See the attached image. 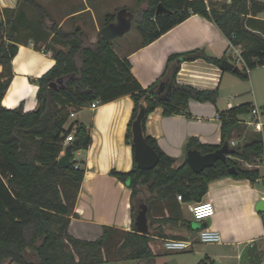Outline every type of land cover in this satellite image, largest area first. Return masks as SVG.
Segmentation results:
<instances>
[{
  "label": "trees",
  "instance_id": "16d2710c",
  "mask_svg": "<svg viewBox=\"0 0 264 264\" xmlns=\"http://www.w3.org/2000/svg\"><path fill=\"white\" fill-rule=\"evenodd\" d=\"M135 1L144 5L136 18L142 45L156 40L192 14H200L213 21L232 45L242 47L244 66L236 75L248 79L250 71L264 65V21L255 18L264 11L263 1L231 0L219 7L205 0ZM161 2L169 13H156ZM20 3L29 4L37 12L40 25L68 47L47 46L56 63L45 74L33 79L39 86L38 104L34 110L25 111L23 102L15 108L5 107L3 98L14 77L12 62L20 43L17 32L28 21V15L18 13V8L0 9V264L7 261L18 264H103L108 261L107 247L116 251L114 260L156 264L150 242L156 236H170L154 225L158 222L178 223L182 219L177 215L153 217L151 207L155 201L173 202L178 200L179 194L184 202L200 201L212 180L232 176L249 179L254 184L261 178L257 166L249 168L241 161L252 162L257 158L264 161V128L244 134L240 145H231L234 131L243 134L244 123L240 115L251 111V103L219 112L222 135L219 145L202 143L197 137L187 139L186 154L191 149L203 154L215 152L228 144L230 157L200 173H195L186 159L176 166L177 159L164 152L157 140L146 134L148 115L159 106L164 108L165 115L190 116V99L216 103L218 90L180 84L176 76L183 61L202 57L221 66L225 57L209 56L202 48L170 54L161 76L144 87L133 74L130 60L117 53L116 40L109 44L99 33L98 39L91 42L81 28L65 31L59 27L36 0H20ZM114 18L115 13L106 14L103 26ZM52 82L56 87L50 86ZM161 83H164L163 90H160ZM124 95H130L134 101L127 142L132 145V124L144 103L143 130L160 160L153 168L142 169L137 165L133 148L132 169L111 172L132 189V230L104 226L101 242L83 240L70 233L69 225L85 169L76 167L74 160L69 167H63L59 157L70 133L78 139L74 150L88 148L92 137L89 130L76 121L68 128L65 125L72 109H81L95 101L107 103ZM141 204L148 206L149 234L136 230L135 220ZM262 215L264 217V212Z\"/></svg>",
  "mask_w": 264,
  "mask_h": 264
},
{
  "label": "crops",
  "instance_id": "0c3cea01",
  "mask_svg": "<svg viewBox=\"0 0 264 264\" xmlns=\"http://www.w3.org/2000/svg\"><path fill=\"white\" fill-rule=\"evenodd\" d=\"M205 1L219 7L231 0ZM260 1L264 2V0ZM21 6L20 0H0L1 10L18 8V13L25 12L28 15L26 9H22ZM62 11L58 14L59 27L74 24L76 29L77 27L86 29L93 19L100 32L96 12L87 0H71L66 11L64 9ZM255 18L264 21V11ZM34 27L32 35L19 39L18 53L12 62L14 77L3 98L5 107L15 108L23 102L25 111L34 110L38 104L39 86L33 82V79L45 74L56 63L52 51L48 50L47 46L53 44L60 48L68 47L67 43L55 39L53 33L44 26ZM90 40L95 42L94 38ZM21 48L25 49L21 61L26 64L29 71L23 76L27 78L33 91L19 97L13 105L9 106L5 101L19 75L14 61ZM197 48L204 49L209 56L225 57L240 68H242L240 65L244 66L241 57L242 47L232 45L213 21L200 14H192L151 43L139 44L121 56L130 60L133 74L144 87H147L161 76L170 54ZM45 65H49V68L41 72ZM176 79L180 84L219 92L216 103L190 99V116L165 115L162 106L148 115L146 134L154 137L164 152L177 159L176 166L181 165L186 159L185 144L189 137H197L202 143L207 144L221 143L220 111L244 103H251L252 106L261 108L264 106V97L259 99L254 89L258 81L263 82L264 88V65L250 71L247 79L249 94L234 91L226 96L227 92H231L232 84L239 83L242 78L236 75V72L224 70L221 66L202 57L183 61ZM133 108L134 101L131 96L124 95L107 103H98L96 107L89 105L81 109H72L75 115L70 116L65 125V128H68L72 122L76 121L77 124L84 125L92 137L88 148L74 150L71 159V162L72 160L76 162L75 166L85 169L70 216L69 231L77 238L99 240L103 235L104 226H113L127 231L133 228L132 189L111 173L112 170L127 172L133 167V146L127 142L128 124ZM240 119L244 123V130L242 135L239 131L233 132L231 140L235 141V145H240L244 137L245 125H249V121H245L242 115ZM76 153L80 155V158H75ZM260 165L264 166L263 160ZM260 165L257 164V167L259 168ZM260 171L261 178L254 184L249 179H238L232 176L218 178L209 183L208 192L204 198L213 202L215 214L208 218L210 221L206 222L204 227L217 231L221 236V240L216 243L220 248L219 258L218 256L209 257L211 260L219 259L224 264H264V217L262 212L256 209L258 201L264 199V170L260 169ZM260 185L263 186L259 188ZM193 202L195 201H155L151 207L155 218L177 215L182 219L178 223L158 222L154 227L161 228L164 234L170 236L166 238L180 237L177 239L192 240L194 244L185 251L192 250L196 243L201 242L198 236L199 230L203 228H199L201 221L195 220L192 213L186 216L183 210L184 204L189 205ZM166 238L156 236L150 242L156 255V264H158V257L164 253L163 242ZM126 261L138 264L137 260H121L119 263ZM14 263L7 261L3 264Z\"/></svg>",
  "mask_w": 264,
  "mask_h": 264
},
{
  "label": "rangeland",
  "instance_id": "374dc122",
  "mask_svg": "<svg viewBox=\"0 0 264 264\" xmlns=\"http://www.w3.org/2000/svg\"><path fill=\"white\" fill-rule=\"evenodd\" d=\"M36 1L45 7L51 19L59 23L58 14L60 12H63L62 11L63 9L66 11V7L69 6V2L71 0H36ZM87 2L93 6L96 12V17L98 19L99 28L103 26L105 22L106 14H114L115 12H117L118 10L122 8H127L129 11H131L133 14L137 16L140 10L144 7V5H141V6L138 5L135 0H87ZM64 6L66 7L63 8ZM21 8L26 9V11L28 12V21L22 24V27L17 32V35H19L20 37H29L30 35H32V30L35 29L34 26L36 25L41 26L40 25L41 23H40L37 12L29 4L22 3ZM70 9L72 8L70 7ZM74 28H75L74 24L67 25V27L66 26L63 27L65 31H71ZM81 29H83V31L86 33L89 40L91 38H94L95 41L98 39L100 32H99V29L97 30V26L94 24L93 19L92 21H90V24L87 26L86 29H84V27H81ZM116 41H117L116 51L120 56L124 55L130 49L142 43V38L140 37L137 31L136 20L133 21L131 30L127 32L124 36L117 38ZM240 66L243 67V65H240ZM254 89L256 90L257 96L259 97V99H262L264 97L263 82L258 81L255 84ZM234 91L249 94L250 88L248 85V80L241 79L239 83L236 82L232 84L231 92H227L226 96L229 94H232ZM247 97H250V96L247 95ZM242 117L247 122L251 121L253 118L250 112L242 114ZM252 131H253L252 125H247V126L245 125L244 134H248ZM242 142H243V139L240 141V144ZM75 158H80V155L76 153ZM261 162H262L261 158H257L255 161H252V162L241 161L243 166H246L249 168L255 167L257 166V164L260 165ZM259 168L264 170L263 165H260ZM262 186L263 185H260L259 188H261ZM190 205L191 204L183 205V210L186 216H190L191 214ZM209 221L210 219L201 221L200 222L201 225L199 226V228L204 227V225L207 224L206 222H209ZM193 229H196V228H193ZM219 249L220 248L217 247L216 243H203V242L196 243L194 245V248L189 251L172 252V251H168L165 249L163 251L164 253H162L158 257L157 263L158 264H200L201 262H203L202 264H224L222 260L220 261L219 259H217L213 261L209 258V257H217L220 252ZM106 253H107L108 261L105 262L104 264H134V262L132 263V261H126L123 263H119L120 262L119 260H114L113 256L116 254V251L114 249L111 250L110 247H107ZM14 264H18V263H14Z\"/></svg>",
  "mask_w": 264,
  "mask_h": 264
},
{
  "label": "water",
  "instance_id": "95a60500",
  "mask_svg": "<svg viewBox=\"0 0 264 264\" xmlns=\"http://www.w3.org/2000/svg\"><path fill=\"white\" fill-rule=\"evenodd\" d=\"M170 10L161 2L158 4L156 13H169ZM135 14L129 11L127 8H122L116 19L100 28V34L109 43L113 44L115 39L124 36L132 28ZM79 29V27H77ZM221 67L224 70H231L233 72H239L241 68L235 65L228 59H223ZM51 87H56V83L52 82ZM164 89V83H161L160 90ZM146 114V106L141 103L140 109L136 119L132 124V146L134 148V155L138 167L142 169L153 168L160 160L159 154L148 142L147 137L143 130V120ZM78 139H75L72 143L68 144L64 150V154L59 157V163L63 167H69L73 155V146L77 145ZM228 144H225L215 152L203 154L197 149H191L187 151L186 160L192 170L195 173H200L206 167L213 166L219 160H226L228 154ZM256 209L260 212H264V199L258 201ZM148 206L141 204L140 210L136 216L135 226L136 230L140 233L149 234L151 232L148 220ZM101 242L102 239H99Z\"/></svg>",
  "mask_w": 264,
  "mask_h": 264
},
{
  "label": "built area",
  "instance_id": "2783aa9c",
  "mask_svg": "<svg viewBox=\"0 0 264 264\" xmlns=\"http://www.w3.org/2000/svg\"><path fill=\"white\" fill-rule=\"evenodd\" d=\"M98 101L93 102L91 105L96 107L98 105ZM251 114L253 116L252 120L249 121V125L253 126V130L262 131L264 128V109L259 106H252ZM75 113L72 112L71 116H74ZM75 140L74 133H70L65 141L63 142V151L61 153L64 154V150L66 146L72 143ZM235 141L231 140V145H235ZM74 153V151H73ZM230 155H227L229 158ZM77 167V165H76ZM178 200L183 201L182 195L177 196ZM190 211L197 221H204L208 218H211L215 214V206L212 201L203 198L200 201H195L190 205ZM198 236L201 242L203 243H217L221 240L220 234L212 230L210 228H201L198 232ZM194 242L190 239H177V238H166L163 242V246L166 250L172 252L185 251L192 246Z\"/></svg>",
  "mask_w": 264,
  "mask_h": 264
},
{
  "label": "bare ground",
  "instance_id": "6f19581e",
  "mask_svg": "<svg viewBox=\"0 0 264 264\" xmlns=\"http://www.w3.org/2000/svg\"><path fill=\"white\" fill-rule=\"evenodd\" d=\"M24 48H21L20 53L16 57L14 61L15 69L17 73L19 74L15 82L13 83L7 99H6V104L11 106L14 104V101L18 99L19 97L25 96L27 93L32 92L33 89L30 87V85L27 82V78H25L26 73H29L26 64H23L21 61L22 54L24 53ZM49 68V65H45L42 67L40 70L41 72H45Z\"/></svg>",
  "mask_w": 264,
  "mask_h": 264
},
{
  "label": "flooded vegetation",
  "instance_id": "af4514ba",
  "mask_svg": "<svg viewBox=\"0 0 264 264\" xmlns=\"http://www.w3.org/2000/svg\"><path fill=\"white\" fill-rule=\"evenodd\" d=\"M120 10H121V9H120ZM120 10H118L117 12H115V18H114V20L116 19V16H117V14H118V12H119ZM136 18H137V16L135 15L134 20H136ZM114 20H113V21H114ZM134 20H133V21H134ZM105 25H106V24H105ZM115 40H116V39H115Z\"/></svg>",
  "mask_w": 264,
  "mask_h": 264
}]
</instances>
